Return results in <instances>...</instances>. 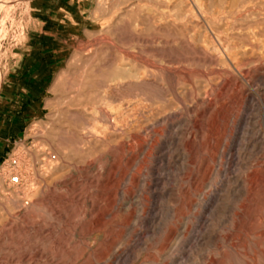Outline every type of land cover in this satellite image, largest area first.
<instances>
[{"label":"rangeland","instance_id":"374dc122","mask_svg":"<svg viewBox=\"0 0 264 264\" xmlns=\"http://www.w3.org/2000/svg\"><path fill=\"white\" fill-rule=\"evenodd\" d=\"M0 2V264H264V143L246 140L224 178L217 154L202 159L211 115L192 128L226 81L264 97V0ZM173 116L184 132L151 192L126 158L149 150L159 136L148 128ZM262 116L244 128L264 130ZM136 133L145 145L127 149ZM112 162L103 187L95 171Z\"/></svg>","mask_w":264,"mask_h":264},{"label":"bare ground","instance_id":"6f19581e","mask_svg":"<svg viewBox=\"0 0 264 264\" xmlns=\"http://www.w3.org/2000/svg\"><path fill=\"white\" fill-rule=\"evenodd\" d=\"M1 3V2H0ZM254 32V31H253ZM259 33V32H258ZM260 34V33H259ZM254 35V34H253ZM255 36V38H258V37H256V35H254ZM259 36V35H258ZM261 36V35H260ZM262 38V37H261ZM254 39V38H253ZM259 39V38H258ZM257 39V40H258ZM264 39V38H263ZM262 39V40H263ZM252 41H254V40H252ZM260 41V40H259ZM165 43V41H163V44ZM166 43H167V40H166ZM169 43V42H168ZM254 43V47H256L255 46V41L253 42ZM253 43H251V44H253ZM256 43H257V41H256ZM169 44H171V43H169ZM249 44H250V42H249ZM248 44V45H249ZM261 44V43H260ZM247 45V46H248ZM264 45V44H263ZM184 46V45H183ZM224 46V45H223ZM171 47H173L172 46V44H171ZM237 47V46H236ZM250 49H251V47L250 46H248ZM248 47H246V48H244L243 49V51L245 50V49H247ZM258 47H259V45H258ZM257 47V48H258ZM222 48V47H221ZM261 48V47H260ZM165 49V48H164ZM163 49V50H164ZM169 49H171V48H169ZM197 49V48H196ZM202 49V48H201ZM203 49H204V47H203ZM219 49V48H218ZM252 49H253V51H254V49H256V48H253L252 47ZM251 49V50H252ZM264 49V48H263ZM165 50H167V48L165 49ZM172 50V49H171ZM194 50V49H193ZM223 50V49H222ZM258 50L259 49H257V52H258ZM195 51V50H194ZM242 51V52H243ZM250 51V50H249ZM262 51V50H261ZM260 51V52H261ZM166 52V51H165ZM196 52H197V50H196ZM201 52V51H200ZM200 52H198V54L200 53ZM247 52H248V50H247ZM254 53V52H253ZM168 54V53H167ZM197 54V53H196ZM197 54V55H198ZM236 54V53H235ZM241 54V53H240ZM245 54H247L246 52H245ZM256 53H254V55H255ZM160 55H161V53H160ZM169 55H170V53H169ZM257 55H258V53H257ZM201 56H202V54H201ZM227 56H231V54H228ZM226 56V57H227ZM244 56H246V55H244ZM252 56V54L249 56V57H251ZM168 58H169V56H167ZM166 57V58H167ZM172 57V56H171ZM203 57V56H202ZM237 57V56H236ZM241 57V56H240ZM253 57V56H252ZM180 58V57H179ZM204 58V57H203ZM233 58V57H232ZM254 58H256V55H255V57ZM189 59V58H188ZM192 59V58H191ZM194 59H197V58H194ZM199 59V58H198ZM208 59V58H207ZM239 59V58H238ZM238 59L236 60V61H238ZM240 59H242V58H240ZM244 59H246V58H244ZM169 60V59H168ZM171 60H174L173 58L171 59ZM170 60V61H171ZM181 60V59H180ZM183 60V59H182ZM203 60V59H202ZM213 60V59H212ZM247 60H249V59H247ZM253 60V59H252ZM257 60H259V59H257L256 58V60H253L254 62H257ZM263 60V59H262ZM176 61V60H175ZM178 61H179V59H178ZM185 61V60H184ZM217 61V60H216ZM240 61V60H239ZM244 61H246V60H244ZM251 61V60H250ZM252 61V62H253ZM172 62V61H171ZM180 62V61H179ZM210 62H211V60H210ZM213 63H214V61H212ZM229 62H230V60H229ZM247 62H249V61H247ZM253 62V63H254ZM167 63H168V61H167ZM173 63H175V62H173ZM183 63H185V62H183ZM231 63V62H230ZM242 63V62H241ZM241 63H239L240 65H241ZM244 63V62H243ZM242 63V64H243ZM246 63V62H245ZM245 63H244V65H245ZM251 63V62H250ZM150 64V63H149ZM148 64V65H149ZM152 64H153V62H152ZM155 64V63H154ZM169 64V63H168ZM210 64V63H209ZM217 64V63H216ZM236 64V63H235ZM238 64V65H239ZM246 64H248V63H246ZM176 65H177V62H176ZM231 65H233L232 63H231ZM250 65V64H249ZM252 65V64H251ZM250 65V66H251ZM118 66H120V65H118ZM211 66V65H210ZM243 66V65H242ZM241 66V67H242ZM158 67V66H157ZM163 67V66H162ZM182 67V66H181ZM240 67V66H239ZM251 67H254V65L253 66H251ZM175 68V67H174ZM179 67H177V69H178ZM238 68V67H237ZM245 68V67H244ZM243 68V69H244ZM247 68H250V67H247ZM165 69V68H164ZM164 69H162V70H164ZM176 69V68H175ZM175 69H173V70H175ZM235 69V68H234ZM241 70V72L242 71H244V70ZM246 69V68H245ZM126 70H128L127 68H126ZM250 69H248V71H249ZM176 71V70H175ZM175 71H174V73H175ZM181 71V70H180ZM216 71V70H215ZM224 71V70H223ZM130 72V71H129ZM135 72V71H134ZM169 73H170V71H168ZM172 72V71H171ZM179 72V71H178ZM167 73V72H166ZM186 73V72H185ZM227 73V72H226ZM246 73V72H245ZM253 73V72H252ZM142 74V73H141ZM141 74H140V76L139 77H141ZM183 74V73H182ZM187 74H188V72H187ZM249 74V73H248ZM225 75V74H224ZM257 75V74H256ZM169 76H170V74H169ZM172 76V75H171ZM173 76H174V74H173ZM183 76H184V74H183ZM226 76H228V75H226ZM233 76V75H232ZM258 76V75H257ZM137 77H138V75H137ZM138 77V78H139ZM242 77V76H241ZM176 78V77H175ZM216 78H218V77H216ZM222 78H224V77H222ZM221 78V79H222ZM230 78V77H229ZM238 78V77H237ZM256 78V77H255ZM215 79V78H214ZM213 79V80H214ZM111 80V79H110ZM172 80V79H171ZM228 80V79H227ZM253 80H254V78H253ZM258 80L260 81V83H262V84H264V73L263 74H260L259 76H258ZM112 81V80H111ZM119 81H121V79L119 80ZM217 81V80H216ZM225 81V80H224ZM237 81V80H236ZM259 81H257V82H259ZM130 82V81H129ZM145 82V81H144ZM146 82H147V80H146ZM149 82V81H148ZM147 82V83H148ZM151 82V81H150ZM246 82H248V80L246 81ZM256 82V81H255ZM254 82V83H255ZM256 82V83H257ZM111 83H113V82H111ZM116 83H117V81H116ZM127 83V82H126ZM171 83V82H170ZM216 83H218V82H216ZM215 83V84H216ZM219 83H221V82H219ZM251 83L253 84V82L251 81ZM259 83V84H260ZM181 84V83H180ZM248 84V83H247ZM251 84V85H252ZM221 85V84H220ZM173 86V85H172ZM250 86V85H249ZM161 87V86H160ZM210 87V86H209ZM237 87H238V84H237V82H233V80H230V81H226L224 84H222V86H221V88H220V90H219V92H218V94L217 95H215V96H213V97H211L210 99H208V97H207V102H206V107L205 108H203L201 111H199L200 112V120L199 121H193L194 122V124H193V127L192 128H195V130H201L200 129V126H201V124L202 123H200V121H202V119H204V118H206V115H211V117L210 118H212V120H209V122L211 121V123H209L210 125H208V127H209V130H208V138H207V141L203 144V145H201V151L203 152V156H202V159L203 160H206L205 162L207 163V158L209 157L210 159H211V161L212 160H214V158H213V156H215V154H217L218 155V164H217V169H216V174L217 175H222V176H224V178H227V175H228V171H229V169L231 168V166L232 165H234L235 163V159H238V154H239V152H240V147L244 144V142L247 140V142L249 141V142H255L257 139H259V140H261L263 143H264V130H261L260 129V124H258V122L256 121L255 123H252V124H248V125H250V128H247V129H245L244 128V126H243V124H245V123H248V122H250L251 121V119H252V116H253V114H254V112H256V111H260V112H262V114H263V116H262V121H263V123H264V97L263 98H261V99H256V98H254V96L252 95V94H245L244 93V95H239L238 93H237ZM168 88V87H167ZM174 88V87H173ZM163 89V88H162ZM206 90V89H205ZM205 92H207V91H205ZM209 92V91H208ZM207 92V93H208ZM103 93V92H102ZM204 93V92H203ZM230 93H231V95H230ZM174 94H175V91H174ZM210 94V93H209ZM204 95V94H203ZM176 96H177V94H176ZM204 96H206V95H204ZM210 96V95H209ZM218 98V101H216V99L215 98ZM227 97H228V100H227ZM176 99H177V97H176ZM181 99V98H180ZM203 99H206V98H202V100ZM226 100V101H225ZM183 102V101H182ZM205 102V101H204ZM219 102V106H218V108H216L215 107V105H216V103H218ZM180 103V102H179ZM198 103H199V101H198ZM182 104V103H181ZM200 104V103H199ZM198 104V105H199ZM119 106H120V104H118ZM129 105V104H128ZM158 105V104H157ZM205 105V104H204ZM130 106V105H129ZM202 106V105H201ZM121 107V106H120ZM122 107H123V105H122ZM125 107V106H124ZM128 107V106H127ZM127 107H125V108H127ZM215 108L212 112L210 111L211 110V108ZM186 108V107H185ZM115 109V108H114ZM137 109V108H136ZM156 109V108H155ZM154 109V110H155ZM158 109V108H157ZM163 109V108H162ZM194 109V108H193ZM152 110H153V108H152ZM153 110V111H154ZM197 110V109H196ZM104 111V110H103ZM116 110H114L113 111V114L112 115H114V112H115ZM123 111H125V110H123ZM150 111V110H149ZM159 111V110H158ZM112 112V111H111ZM121 112V111H120ZM119 112V113H120ZM148 112V111H147ZM161 112V111H160ZM179 112V111H178ZM186 112H187V110H186ZM126 113V112H125ZM150 113V112H149ZM162 113H164V112H162ZM172 114H173V112H171ZM258 113V112H257ZM148 114V113H147ZM147 114H143L144 115V117L145 116H147ZM177 114V113H176ZM135 115V114H134ZM140 115V114H139ZM166 115V114H165ZM169 116H170V114H168ZM167 115V116H168ZM181 115V114H180ZM180 115H178V116H180ZM138 116V115H137ZM113 117V116H112ZM124 117V116H123ZM134 117V116H133ZM114 118H115V116H114ZM113 118V119H114ZM119 118V117H118ZM121 118V117H120ZM152 118H154L153 116H152ZM178 118H180V117H178ZM178 118H176L175 116H173L172 118H168V117H162V119H159V120H155L154 121V125H150L151 126V129L149 130V128H148V131H149V133H153V134H158V136H159V139L158 138H156V137H154L152 140V142L151 143H149L150 144V146H148V148H149V150L147 149V150H145L146 152H144L143 154H142V156L139 158L138 156H135V157H133V158H131V157H129V158H131V159H127L126 158V163H127V165H129L130 167H134V166H138L139 165V168H138V170L136 171L138 174V176L141 174L140 172L141 171H144L143 172V178H142V183H143V187H144V189H146V190H150L151 192H154L158 187H159V185H160V183H161V177H163L162 176V174H161V169H162V166L163 165H165V164H168L169 163V160L173 157V153L171 152V150H170V148H171V146H173L172 144L173 143H175L174 142V140H175V137H177L176 135L180 132V131H183V127H184V125H183V127L181 128L180 126H181V120L180 119H178ZM112 119V118H111ZM123 119V118H122ZM155 119H157V118H155ZM208 119H209V117H208ZM207 119V120H208ZM122 121V120H121ZM183 121V120H182ZM114 122V121H113ZM125 122V121H124ZM118 123V122H117ZM119 123H120V121H119ZM122 124V126H123V123H121ZM205 124V123H204ZM120 125V124H119ZM127 125V124H126ZM247 125V126H248ZM131 126V125H130ZM138 126V125H137ZM146 126V125H145ZM144 126V127H145ZM160 126V127H159ZM207 126V125H206ZM125 127V126H124ZM123 127V128H124ZM132 127H133V125H132ZM149 127V126H148ZM126 128V127H125ZM141 128V127H140ZM143 128V127H142ZM145 128H147V127H145ZM144 128V129H145ZM158 128H160L161 130H162V132H160V131H157V129ZM129 129V128H128ZM137 129V128H136ZM92 130V129H91ZM127 130V129H126ZM187 129H185V131H186ZM191 130V129H190ZM194 130V131H195ZM147 131V130H146ZM145 131V132H146ZM202 131V130H201ZM136 132V131H135ZM184 132V131H183ZM147 133V132H146ZM188 133V132H187ZM193 133V131L192 132H190V135ZM148 134V133H147ZM222 135V136H221ZM142 136L143 135H140L139 136V134H130V135H128V140H126L127 142H125V145L127 146V149H132L133 148V143H136L138 146H141V147H143V145H145V144H143L144 143V141H143V139H142ZM145 136H146V134H145ZM187 136H189V134H187ZM219 136H221V139L219 140L218 139V137ZM149 137V136H148ZM192 137V136H191ZM146 138V137H145ZM126 139V138H125ZM124 139V140H125ZM145 140V139H144ZM176 141V140H175ZM214 142V144L215 143H217L218 145L217 146H214L213 144V146H214V149H212L213 147L211 146V143H213ZM147 143V142H146ZM124 144V143H123ZM256 144H257V142H256ZM245 145V144H244ZM253 146H255V145H253ZM122 149H124L123 147H122ZM140 149H142V148H140ZM242 149V148H241ZM134 150V149H133ZM215 150V151H214ZM125 151V150H124ZM129 151V150H128ZM174 152V151H173ZM126 153H128V152H126ZM133 153V152H132ZM139 155V154H138ZM131 156V155H130ZM113 158H115V157H112V160H113ZM172 160V159H171ZM209 160V159H208ZM202 161V160H201ZM114 162V161H113ZM112 162V164L113 165H110V167H107V168H102L101 170H99V168H98V170L99 171H95V172H97V178H96V180H95V182L96 181H99L102 185H103V187H107V186H109V184L110 183H112L113 181H115L114 180V173H115V171L117 170V166H115L114 165V163ZM204 162V161H203ZM213 162V161H212ZM170 163H171V161H170ZM234 163V164H233ZM201 164V163H200ZM202 165V164H201ZM207 165V164H206ZM211 165V164H210ZM215 165V164H214ZM198 166H200V165H198ZM197 166V167H198ZM165 167V166H164ZM203 167V166H202ZM97 168V167H96ZM207 168H209V165H208V167ZM198 169V171L197 172H199L200 173V167L199 168H197ZM204 169V168H203ZM136 170V169H135ZM263 170H264V168H263ZM119 171V170H118ZM129 171V170H128ZM164 171V170H163ZM92 172V171H91ZM126 172V171H125ZM130 172V171H129ZM132 172H134V171H132ZM195 172V171H194ZM210 172V171H209ZM212 172V171H211ZM94 173V172H93ZM93 173H92V175H93ZM117 173V172H116ZM140 173V174H139ZM196 173V172H195ZM198 173V174H199ZM202 173V172H201ZM95 174V173H94ZM129 174V173H128ZM130 175H131V173H130ZM128 176V175H127ZM134 176H136V175H134ZM259 176H261V175H259ZM132 177V176H131ZM130 177V178H131ZM91 178H92V176H91ZM94 178V177H93ZM92 178V179H93ZM139 178V177H138ZM261 178V177H260ZM95 179V178H94ZM132 179V178H131ZM139 179H141V178H139ZM139 179H137L136 180V182H139L140 180ZM200 179V178H199ZM250 179V178H249ZM262 179L264 180V173L262 174ZM202 180V179H201ZM262 180V181H263ZM93 181V180H92ZM91 181V182H92ZM190 181V180H189ZM250 181V180H249ZM85 182V181H84ZM94 182V181H93ZM198 182V181H197ZM205 182V181H204ZM252 182V181H251ZM195 183V182H194ZM238 183V182H237ZM90 184V183H89ZM92 184V183H91ZM93 184H95V183H93ZM99 184V183H98ZM97 184V185H98ZM137 184V183H136ZM219 185H221L222 187H223V189L221 190V192H223V194H221V193H219V194H216L213 198H214V200H212V202L210 203V207H214V209H219V208H222V205L221 204H223V202H224V197H225V194H226V192L228 191V189H229V187L226 185V184H224V182L222 181ZM111 186V185H110ZM191 186V185H190ZM205 186V185H204ZM211 186H214V185H211ZM119 187V186H118ZM140 187V186H139ZM252 187V186H251ZM110 188V187H109ZM189 188V187H188ZM119 189V188H118ZM190 189V188H189ZM201 189H202V186H201ZM218 189V188H217ZM122 190H124V189H122ZM242 190V189H241ZM107 191V190H106ZM121 191V190H120ZM129 191V190H128ZM196 191V190H195ZM210 191V190H209ZM216 189H215V193H216ZM118 192V191H117ZM125 192V191H124ZM132 192V191H131ZM211 193H212V191H210ZM219 192V191H218ZM97 193H99V192H97ZM102 193H103V195H104V193L105 192H103L102 191ZM225 193V194H224ZM107 194H108V192H107ZM124 194V193H123ZM189 194V193H188ZM197 194V193H196ZM212 195V194H211ZM124 196V195H123ZM100 197V196H99ZM123 198V197H122ZM214 201V202H213ZM134 203V202H133ZM30 205H32L33 207H36L37 205H36V203H34V201L33 202H30ZM120 206V205H119ZM98 210V209H97ZM103 211V210H102ZM199 211V210H198ZM105 214H107V213H105ZM89 215H90V212H89ZM108 215V214H107ZM200 215H202V214H200ZM102 216V215H101ZM104 217V216H103ZM196 217H198V219L200 220L199 221V223L200 224H202L205 220H206V218L205 217H203V216H197L196 215ZM197 219V220H198ZM41 221V220H40ZM103 221V220H102ZM105 221V220H104ZM40 225V224H39ZM100 227V226H99ZM89 233H88V238L91 236V235H93V228H90L89 229V231H88ZM96 232V231H95ZM87 234V233H86ZM95 234V233H94ZM97 234V233H96ZM95 234V235H96ZM93 237H95V236H93ZM90 238H92V237H90ZM94 239V238H93ZM86 248H87V250H88V252H91L93 249H92V246H88V245H86ZM118 254V253H117ZM80 256V255H79ZM79 258H82V257H79ZM75 259H78V258H75ZM83 259H84V257H83ZM60 261V260H59ZM64 262V261H63ZM78 262V261H77ZM76 262V263H77ZM67 263V262H66ZM58 264V263H57ZM69 264V263H68ZM80 264V263H79Z\"/></svg>","mask_w":264,"mask_h":264},{"label":"built area","instance_id":"2783aa9c","mask_svg":"<svg viewBox=\"0 0 264 264\" xmlns=\"http://www.w3.org/2000/svg\"><path fill=\"white\" fill-rule=\"evenodd\" d=\"M10 181L12 182V183H18V177L17 176H12L11 177V179H10Z\"/></svg>","mask_w":264,"mask_h":264}]
</instances>
